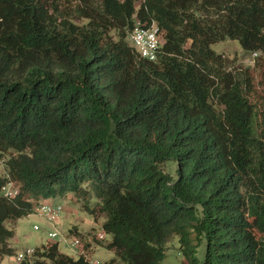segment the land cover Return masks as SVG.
<instances>
[{
  "label": "trees",
  "instance_id": "1",
  "mask_svg": "<svg viewBox=\"0 0 264 264\" xmlns=\"http://www.w3.org/2000/svg\"><path fill=\"white\" fill-rule=\"evenodd\" d=\"M225 40L264 60V0H0V257L6 221L71 195L105 214L104 264H163L175 237L182 264H264V118ZM17 264L99 263L49 242Z\"/></svg>",
  "mask_w": 264,
  "mask_h": 264
},
{
  "label": "rangeland",
  "instance_id": "2",
  "mask_svg": "<svg viewBox=\"0 0 264 264\" xmlns=\"http://www.w3.org/2000/svg\"><path fill=\"white\" fill-rule=\"evenodd\" d=\"M84 22H87V20ZM212 49L225 57L228 70L235 72L245 71L252 77L253 92L250 95V99L257 105L260 119L263 120L264 60L263 58L259 59V57H263L262 53L246 51L238 40H225L214 43ZM42 201L43 199H40L36 203V211L34 213L16 221L15 234L9 241L13 248V255L0 257V264H17V253L30 248H42L44 244L49 242H57L62 253L77 258L79 256L78 251L70 245L76 237L71 232V229L75 227L79 229L80 235L78 238H83L85 242H90L93 246V251L87 249L85 252L89 260L104 264L117 259L115 251L107 247L112 240V235L106 233L103 229V222L106 220L105 214L99 211L96 214L91 213L83 208L82 202H78L71 196L66 199L54 198L51 201L60 203L63 206V211L55 222L49 223L38 212ZM96 202L97 199L93 198L91 207L96 208ZM5 225L12 229L13 222L6 221ZM36 225H39L41 229L35 230ZM50 231H57L58 236L54 239L50 238ZM101 234H104L105 238L100 239L99 236ZM179 251V238L175 237L167 244V257L163 264H182L185 258ZM114 264H119V262Z\"/></svg>",
  "mask_w": 264,
  "mask_h": 264
},
{
  "label": "built area",
  "instance_id": "3",
  "mask_svg": "<svg viewBox=\"0 0 264 264\" xmlns=\"http://www.w3.org/2000/svg\"><path fill=\"white\" fill-rule=\"evenodd\" d=\"M163 32L155 21L147 24L146 22L137 21L133 29L129 33L130 43L142 58L150 61H156L159 58L162 47ZM2 193L6 197H13L19 193V186L15 182H9L2 188ZM63 211V206L60 203L52 201H42L39 205L38 212L49 222L53 223L57 220ZM39 225L35 226V230H40ZM57 231H50L49 237L56 238ZM100 239L105 238L104 234L99 236ZM71 247L76 249L79 254L85 253L84 244L80 238L75 237L71 242ZM35 253L34 248L20 251L16 257L17 261L21 262L24 259L31 257Z\"/></svg>",
  "mask_w": 264,
  "mask_h": 264
},
{
  "label": "crops",
  "instance_id": "4",
  "mask_svg": "<svg viewBox=\"0 0 264 264\" xmlns=\"http://www.w3.org/2000/svg\"><path fill=\"white\" fill-rule=\"evenodd\" d=\"M69 196H71V195H69ZM69 196H68V197H69ZM68 197H67V198H68ZM71 197H73V196H71ZM73 198H74V197H73ZM74 199H75V198H74ZM16 225H17V223L15 222L14 225H13V226H14V229H15ZM72 230H74V231H76V232H73ZM71 231H72V233L75 234V235H80V233H79V229L76 228V227H75V228H72ZM86 245H87V249H88L89 251H90V250L93 251V246H92V244H91L90 242H87V241H86Z\"/></svg>",
  "mask_w": 264,
  "mask_h": 264
},
{
  "label": "clouds",
  "instance_id": "5",
  "mask_svg": "<svg viewBox=\"0 0 264 264\" xmlns=\"http://www.w3.org/2000/svg\"><path fill=\"white\" fill-rule=\"evenodd\" d=\"M43 201H46V200L43 199ZM75 236L78 237L79 235H75ZM81 239H82L81 241H82L83 244H84V248H85V252H86V250H87L86 242L83 240V238H81ZM34 249H35V248H34ZM35 250H36V249H35ZM17 254H18V253H17ZM80 255H85V253H84V254H79V256H80ZM85 256L87 257V255H85ZM88 259H89V258H88ZM17 262H18V261H17ZM18 263H19V262H18Z\"/></svg>",
  "mask_w": 264,
  "mask_h": 264
}]
</instances>
